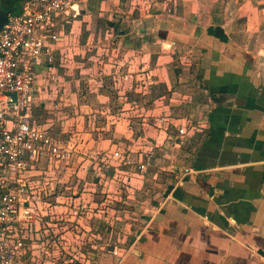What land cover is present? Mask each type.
Returning a JSON list of instances; mask_svg holds the SVG:
<instances>
[{
    "label": "crops",
    "instance_id": "1",
    "mask_svg": "<svg viewBox=\"0 0 264 264\" xmlns=\"http://www.w3.org/2000/svg\"><path fill=\"white\" fill-rule=\"evenodd\" d=\"M24 1L0 0V11L16 14ZM99 32L104 41L115 38L121 50L88 53ZM58 36L53 62L37 70L34 115L42 127L50 101L69 106L72 98L92 111L90 99L99 97L81 86V78L73 80L86 73L83 85L94 84L90 73L100 69H84L85 58H114L118 69L125 56L145 59L151 62L147 74L158 73L166 90L182 91L187 79L196 83L189 99L199 100L198 130L189 129L195 118L188 115L186 122L163 119L181 123L180 144L160 130L148 144L156 148L163 139L176 158L165 165L150 158L136 187L130 183L123 191L130 199L147 182L153 194L139 215L147 221L133 230L118 264H264V0H86ZM67 63L78 70H66ZM185 142V152L174 150ZM160 171H169V178L148 180Z\"/></svg>",
    "mask_w": 264,
    "mask_h": 264
},
{
    "label": "rangeland",
    "instance_id": "2",
    "mask_svg": "<svg viewBox=\"0 0 264 264\" xmlns=\"http://www.w3.org/2000/svg\"><path fill=\"white\" fill-rule=\"evenodd\" d=\"M102 33L106 34L103 31ZM106 39L104 41L99 32L97 40L88 53L98 52L110 56L121 50L115 38L106 36ZM67 49L69 50L66 48V51ZM106 56L82 60L84 69L93 65L95 70L96 67L100 69L96 71L97 74L92 71L90 73L89 77L94 79V84L91 82L83 85L86 73L77 75L73 79L81 78V86L88 89L86 90L88 93L90 90L92 94L96 93L99 97L96 99L91 97L92 111L79 107L71 98L67 101L69 106L62 105V101L57 102L60 105L52 104L50 101L51 106L44 108L42 115L44 120H48V122L45 121L43 128L55 136L62 146H69L74 150L73 156H69L63 163L53 166L50 161H46L42 164L43 178L47 182L45 186L60 189L63 198L70 199L71 206L72 204L77 206L81 216L76 221L66 219V222L62 223L61 226L64 228L72 226L73 231L61 233L64 230L63 227L58 231L51 227L53 232L49 239L45 240L48 246L51 245L49 251L55 254L56 258L60 256L61 264H118L130 244L133 230L143 224V220L147 221V218L139 215L144 212L145 205L142 202L148 201L153 194L151 184L142 179V184L145 182L143 185L145 190L143 191L141 187L139 191L131 195L130 199L125 200L122 197L123 191L126 190L120 187L121 175L113 179L110 184L106 183L104 187L99 186L94 183L91 177V166L87 165L86 161L91 163L93 162L91 157L94 155H108L110 149L119 146L130 152L134 150L141 157H146L144 155L149 158L155 157L157 164L165 165L167 160H171V156L176 158L175 151L172 153L171 148L163 147V139H158L156 148L150 146L148 142L151 140L150 135L153 134V130L166 132L171 143L180 144V141L173 139V136L177 134L181 123H170L169 120L163 121V119L169 117L186 122L187 118L193 120L196 117V109H199V106H196L199 103L198 98L194 96L191 103L189 99L193 96L194 90H197L194 88L196 83L193 79L185 81L188 85L182 91L174 90L175 88H173L174 91L166 90L167 88L165 89L161 84L158 73L147 74L148 64L150 66L151 62L148 63L145 59L138 61L136 57L125 56L121 59L118 69L115 64L116 59L109 60ZM139 62L142 63L139 64ZM67 65H65L66 70L76 69L74 64L67 63ZM151 69L149 67V70ZM119 74L120 78L117 77ZM172 92L176 95L175 98L170 96ZM86 96L90 95H84ZM174 99L181 101L171 103ZM171 108L175 110L170 111ZM187 109L188 111L185 112ZM186 115L188 117L184 118ZM198 128L197 118L194 124L189 121L191 131H196ZM105 141H109V144ZM186 146L185 142L181 145V149L174 150L185 152ZM169 175V171H160L153 175L155 179L149 176L148 180H153L156 184L163 178H169ZM138 179L139 176L132 177L130 182L132 186L136 187L135 183ZM73 199L76 200L73 201ZM132 212L136 214L132 215ZM69 260L73 262L70 263Z\"/></svg>",
    "mask_w": 264,
    "mask_h": 264
},
{
    "label": "built area",
    "instance_id": "3",
    "mask_svg": "<svg viewBox=\"0 0 264 264\" xmlns=\"http://www.w3.org/2000/svg\"><path fill=\"white\" fill-rule=\"evenodd\" d=\"M84 1L25 0L0 28V264H50L51 245L45 240L51 227L58 231L66 219L81 217L77 206L60 189L46 187L43 178L44 162L56 166L74 150L39 125L34 110L37 70L53 62L60 25L78 16ZM177 134L180 141L184 129ZM91 161L94 183L104 187L121 175L125 190L132 177H142L150 166L149 157L120 148Z\"/></svg>",
    "mask_w": 264,
    "mask_h": 264
},
{
    "label": "trees",
    "instance_id": "4",
    "mask_svg": "<svg viewBox=\"0 0 264 264\" xmlns=\"http://www.w3.org/2000/svg\"><path fill=\"white\" fill-rule=\"evenodd\" d=\"M62 62V59H56V63H58V62ZM54 62H55V60H54ZM116 147H118V148H120V149H122L121 147H119V146H116ZM123 150H127L126 148H124ZM61 225H62V223H61ZM61 227H63V226H61ZM69 231H68V229H64L63 231H61V233H68ZM50 256L51 257H49L50 259H51V262H50V264H61V258H60V256L59 257H57V259H55L56 258V256H53V254L51 253L50 254ZM49 259V260H50Z\"/></svg>",
    "mask_w": 264,
    "mask_h": 264
},
{
    "label": "water",
    "instance_id": "5",
    "mask_svg": "<svg viewBox=\"0 0 264 264\" xmlns=\"http://www.w3.org/2000/svg\"><path fill=\"white\" fill-rule=\"evenodd\" d=\"M7 16V12L0 11V28L2 24L5 22Z\"/></svg>",
    "mask_w": 264,
    "mask_h": 264
}]
</instances>
